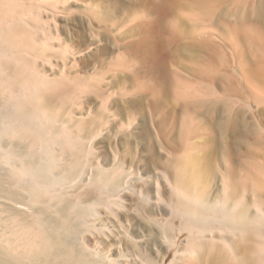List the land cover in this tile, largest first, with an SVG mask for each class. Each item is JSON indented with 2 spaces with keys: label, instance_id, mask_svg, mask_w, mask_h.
I'll list each match as a JSON object with an SVG mask.
<instances>
[{
  "label": "rangeland",
  "instance_id": "rangeland-1",
  "mask_svg": "<svg viewBox=\"0 0 264 264\" xmlns=\"http://www.w3.org/2000/svg\"><path fill=\"white\" fill-rule=\"evenodd\" d=\"M0 26L6 40L21 46L18 58L12 45L5 48L2 58L19 74H3L0 107L7 102L32 112L49 98L71 137L82 136L91 149L84 160L131 170L130 189L148 198L138 207L130 191L122 197L135 214L122 221L129 239L112 243L130 262L140 264L143 255L159 262L162 226L177 228L170 216L174 170L185 154L208 200L244 202L264 216V0H0ZM17 131L9 146L39 148L34 134ZM73 154L67 142L53 146L56 175ZM78 178L51 204H80L87 192L96 199L97 180ZM33 229L30 239L37 237ZM0 235L8 237V229L0 227ZM213 235V245L198 252L201 264H236L221 236L239 253L261 252L264 264L263 226L243 237ZM186 237L178 240L182 251ZM19 241L25 242L12 245L22 247ZM17 246L14 252L25 251Z\"/></svg>",
  "mask_w": 264,
  "mask_h": 264
},
{
  "label": "bare ground",
  "instance_id": "bare-ground-1",
  "mask_svg": "<svg viewBox=\"0 0 264 264\" xmlns=\"http://www.w3.org/2000/svg\"><path fill=\"white\" fill-rule=\"evenodd\" d=\"M2 32L0 28V81L5 73L7 76L8 73L13 76L19 74L18 68L2 58L6 46H13V50L11 46L10 50L16 58V53L21 50L17 41L11 43L2 36ZM45 85L50 87L49 83ZM32 88L34 90L31 89L33 91L29 92V96L33 98L39 88L36 85ZM38 101L39 108L32 112L21 108V105H18L19 108L7 102H4V107H0V227L7 228L9 233L6 238L0 235V264H135L125 257L127 255L122 253L119 243L112 241L122 243L129 239L122 221L128 218L130 210L124 205L122 197L130 191L138 207H145L148 198L139 188L138 191L130 189L131 186L136 188L132 185L131 170H126L120 164L104 168L94 164L91 159L84 160V155L91 154L84 138L81 135L75 139L71 137L69 128L60 122L59 113L52 112L49 98ZM39 109H42L41 112ZM59 122L60 125L56 126ZM12 128L15 131L26 129L34 134L39 148L31 147L23 152L17 146H9V135L19 132L12 130L11 133ZM63 142L74 148V154L68 161V169L56 175L58 168L52 155L53 146ZM182 157H179L178 167L174 170L172 196L176 197V201L175 206H172L173 213L171 211L169 214L175 217L178 226L175 228L170 222L172 220L169 221L171 224L162 226L161 239L165 243L161 242L160 261L154 262L151 256L143 255L140 264H164L165 257L172 251L175 253L170 264H201L198 252L203 245L211 246L216 240L213 235L215 231L243 237L249 231L260 232L262 226L264 228V216L259 212L250 213L244 202L208 200L205 192L198 189L200 179L196 163L189 159L191 156L188 158L185 154ZM63 161L67 162L65 159ZM77 177H85L88 182L97 180L99 187L95 190L96 199L93 200V193L87 192L84 202L80 204L60 201L61 204L52 205L51 202L65 183ZM134 180L143 186L141 178ZM171 204L174 205V202ZM32 228L37 232L34 239L28 235ZM184 234H187L185 242L189 247L182 251V247H178V240ZM220 239L231 252V258L236 264H249L251 261L262 263L258 259L261 252L255 250L250 257L246 249L239 253L236 245L227 242L223 236ZM18 240H25L21 243L19 241L24 252H20L21 249L14 252L13 245L17 246V243H12ZM18 247L22 248L20 245Z\"/></svg>",
  "mask_w": 264,
  "mask_h": 264
}]
</instances>
